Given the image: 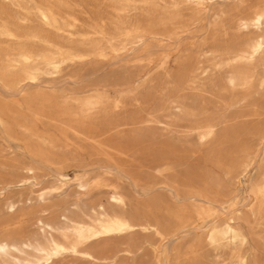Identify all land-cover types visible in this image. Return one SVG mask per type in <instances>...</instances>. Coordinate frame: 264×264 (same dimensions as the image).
Segmentation results:
<instances>
[{"label":"rangeland","instance_id":"374dc122","mask_svg":"<svg viewBox=\"0 0 264 264\" xmlns=\"http://www.w3.org/2000/svg\"><path fill=\"white\" fill-rule=\"evenodd\" d=\"M256 1L0 0V229L52 220L67 248L37 264H264V65L210 66L264 33L238 23ZM116 190L143 227L74 251L64 217ZM225 223L245 241L209 243Z\"/></svg>","mask_w":264,"mask_h":264},{"label":"bare ground","instance_id":"6f19581e","mask_svg":"<svg viewBox=\"0 0 264 264\" xmlns=\"http://www.w3.org/2000/svg\"><path fill=\"white\" fill-rule=\"evenodd\" d=\"M42 15L45 18L48 17L43 11ZM263 22L264 0H257L253 9L248 14L238 19L240 27L245 29L250 25L259 28ZM213 52L214 51H212L213 58L210 60V66L213 69L218 70L224 67L228 68V70H226V80L230 86L235 87L237 84L248 86L251 83L250 78L252 74L247 70L246 65H264V33L259 34L256 38L248 41L242 48L223 52L218 56H215ZM30 76L28 78H30ZM33 78H31V80H33ZM262 84L263 81H261L260 85L262 86ZM213 132V125L205 126L199 132V137L201 140H206L212 136ZM248 166L250 167L249 163L245 164L244 168L247 169ZM21 169L25 170L27 173H33L34 168L32 165H27L22 166ZM18 182V180H15L13 184H17ZM87 186V182H81L79 184V187L83 189ZM258 189L259 184L253 183L248 187L247 191L250 196L252 195L255 197L258 203H261L263 199L259 197ZM25 200L26 197L21 194L17 198L9 199L6 202V206L11 210L17 204L23 203ZM125 200L126 196L116 190L109 194L107 204H98L99 208L94 210V216L85 215L87 220L84 218L78 219L65 216L64 218L68 221L69 226L67 227V231L63 232L62 235L67 244L74 251H77V247L82 246L91 240L108 238L129 232L136 227H143L140 221L132 220L131 216L123 211ZM229 207L230 206H228V208ZM35 222L42 231L43 237L41 238L26 236V232L19 228L6 230L0 229V264H37L40 261L48 262L53 256L66 250L67 247L60 243L54 235L49 233V231L56 230L52 220L44 217H37ZM210 228L211 229L206 237L211 244L218 243V245H224L223 242L226 239H229L232 244H241L245 241V236L231 223H225L222 226L214 225ZM14 252L26 255V257L19 258ZM85 254L90 256V253L88 252H85ZM175 264L181 263L176 262Z\"/></svg>","mask_w":264,"mask_h":264}]
</instances>
